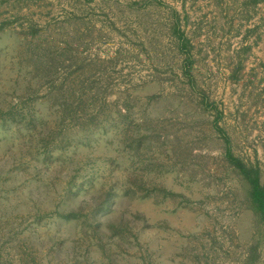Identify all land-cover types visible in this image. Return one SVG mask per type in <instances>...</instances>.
I'll return each instance as SVG.
<instances>
[{"label": "rangeland", "instance_id": "rangeland-1", "mask_svg": "<svg viewBox=\"0 0 264 264\" xmlns=\"http://www.w3.org/2000/svg\"><path fill=\"white\" fill-rule=\"evenodd\" d=\"M216 118L264 182V0H0V264H264Z\"/></svg>", "mask_w": 264, "mask_h": 264}, {"label": "trees", "instance_id": "trees-1", "mask_svg": "<svg viewBox=\"0 0 264 264\" xmlns=\"http://www.w3.org/2000/svg\"><path fill=\"white\" fill-rule=\"evenodd\" d=\"M177 37H178L177 44L180 46V48L184 47L185 43L183 42L182 33H178ZM217 120H218L217 118L214 119L213 126L214 129L219 133V135L224 140L225 143L224 157L227 160V162L237 171L241 179L247 184L249 201L252 203L256 212H258V214L264 217V182H261L260 180L259 167L252 163L244 162L241 158H239L238 156L234 155L231 152L229 146V138L225 134L224 130L217 123ZM90 200L94 202L93 199ZM65 217L66 219L71 217L77 218V216L75 217V213L72 210H69ZM109 229L112 231H117L121 237H124L125 232L128 230V225H126V222H124V224L118 222V224L115 225L114 223H110ZM109 229L107 228L108 232H110Z\"/></svg>", "mask_w": 264, "mask_h": 264}]
</instances>
